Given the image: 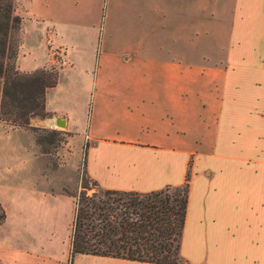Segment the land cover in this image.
Here are the masks:
<instances>
[{"label":"crops","instance_id":"0c3cea01","mask_svg":"<svg viewBox=\"0 0 264 264\" xmlns=\"http://www.w3.org/2000/svg\"><path fill=\"white\" fill-rule=\"evenodd\" d=\"M188 2L215 7V16L223 18L219 31L194 50L184 46L164 56H131L134 67L108 78L102 76L103 68L118 59L100 56L83 129L84 169L101 189L148 192L181 185L188 168L181 259L189 264H264V0ZM63 6L28 18L44 33L45 60L19 70L51 61L47 41L74 65L65 47L51 42L56 21L74 19ZM52 88L45 94V111L63 117L72 131L66 112L47 108ZM43 119L51 125V119ZM0 129L13 131L1 123ZM30 147L23 150L33 163ZM25 185L27 209L19 213L37 222L43 196L52 195L37 190L40 184L34 179ZM28 236L30 242L20 240L18 248H7L0 264H62L47 253L41 232L31 228ZM81 255L84 264H156Z\"/></svg>","mask_w":264,"mask_h":264},{"label":"rangeland","instance_id":"374dc122","mask_svg":"<svg viewBox=\"0 0 264 264\" xmlns=\"http://www.w3.org/2000/svg\"><path fill=\"white\" fill-rule=\"evenodd\" d=\"M170 1L116 0L113 4L111 0H14L15 12L21 17L17 63L15 58L17 69H27L45 60L44 33L28 18L62 5L65 11L74 14L72 21H56L57 32L51 39L54 46L65 47L66 56H70L74 65L69 66L62 52L47 41L51 61L40 66L53 65L57 72L56 84L47 94V108L66 112L74 130L66 125L56 126L54 116H60L48 112L50 126L40 116L29 119V124L37 127L36 131L0 122L4 129L13 130L1 133L0 129V203L5 209V218L0 223V255L7 248H18L20 240L30 242L28 233L34 228L41 232L42 244L51 258L62 264L66 261L74 201L82 192L99 193V187L84 169L83 129L92 93V71L98 66L100 56L118 59L115 65H101L102 76L108 78L116 70L123 75L135 66L130 63L131 56H164L184 46L192 51L202 40L208 41L211 32L220 29L223 18L215 16L218 13L215 7L203 9L188 0L171 5ZM141 2L146 5H140ZM127 56L129 61L125 59ZM121 77L126 80L125 76ZM28 144L33 167L23 150ZM32 179L40 184L37 190H42L43 195L48 192L52 195L43 196L37 222L20 214L27 209L23 206L25 182ZM85 259L84 255L74 256L72 264H84Z\"/></svg>","mask_w":264,"mask_h":264},{"label":"trees","instance_id":"16d2710c","mask_svg":"<svg viewBox=\"0 0 264 264\" xmlns=\"http://www.w3.org/2000/svg\"><path fill=\"white\" fill-rule=\"evenodd\" d=\"M20 28L21 17L15 12L14 0H0V122L36 131L29 119L48 117L45 92L56 84L57 72L53 65L27 72L16 68ZM36 141H40L38 136ZM188 178L187 168L184 182L178 186L148 192L99 188L98 194H78L63 264H71L73 257L81 254L189 264L178 254ZM4 218L5 209L0 203V223Z\"/></svg>","mask_w":264,"mask_h":264},{"label":"water","instance_id":"95a60500","mask_svg":"<svg viewBox=\"0 0 264 264\" xmlns=\"http://www.w3.org/2000/svg\"><path fill=\"white\" fill-rule=\"evenodd\" d=\"M54 124L56 126H59V127H63L64 126V119L61 118V117H58V116H54Z\"/></svg>","mask_w":264,"mask_h":264}]
</instances>
